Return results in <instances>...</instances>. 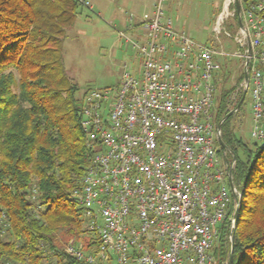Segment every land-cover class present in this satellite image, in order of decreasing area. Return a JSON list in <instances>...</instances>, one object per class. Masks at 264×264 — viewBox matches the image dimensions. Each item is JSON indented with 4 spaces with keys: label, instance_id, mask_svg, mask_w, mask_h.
Listing matches in <instances>:
<instances>
[{
    "label": "built area",
    "instance_id": "1",
    "mask_svg": "<svg viewBox=\"0 0 264 264\" xmlns=\"http://www.w3.org/2000/svg\"><path fill=\"white\" fill-rule=\"evenodd\" d=\"M167 1L144 14L145 39L126 37L141 58L140 75L125 64L117 89L83 94L91 157L71 198L84 234L63 244V263L55 257L46 264H217L212 251L225 221L233 239L236 157L227 161L232 151L221 144L226 118L215 121L217 81L225 60L241 59L245 78L230 102L250 96L251 137L264 141V0H226L212 27L218 46L167 22ZM0 221L10 226L4 213Z\"/></svg>",
    "mask_w": 264,
    "mask_h": 264
},
{
    "label": "trees",
    "instance_id": "2",
    "mask_svg": "<svg viewBox=\"0 0 264 264\" xmlns=\"http://www.w3.org/2000/svg\"><path fill=\"white\" fill-rule=\"evenodd\" d=\"M82 6L80 0H0V215L10 223L4 228L0 221V264L61 262L63 244L83 238L71 197L91 153L81 126L83 95L68 75L64 48ZM226 65L222 85L230 77ZM232 89L216 98L217 124L230 113ZM232 116L222 124V140L236 157L239 215L231 242L230 222L221 226L214 254L219 264L231 256L232 264H264V141L236 135Z\"/></svg>",
    "mask_w": 264,
    "mask_h": 264
},
{
    "label": "rangeland",
    "instance_id": "3",
    "mask_svg": "<svg viewBox=\"0 0 264 264\" xmlns=\"http://www.w3.org/2000/svg\"><path fill=\"white\" fill-rule=\"evenodd\" d=\"M85 1L89 2L91 8L82 6L83 13L78 17L76 26L69 31L64 45L66 70L73 83L79 86V96L90 89H117L121 82L125 64L131 72L140 75L141 58L137 55L133 45L126 42V37L131 39L134 36L133 28L129 30V27L136 20H130V15L138 16V12L144 11L150 13L154 9L156 0ZM225 1L168 0L166 2L165 20L201 44L218 46L217 41L213 38L212 27ZM236 26V20L230 19L229 27L231 30H235ZM120 32H124L125 35H120ZM223 44L228 50L236 51L233 43L224 39ZM224 64H227L226 70L230 71V77L223 85L224 81H221L222 78H220L217 97L219 99L222 89L231 90L233 88L227 97V109L231 111L232 107L237 106L236 104L239 102V96L236 97L235 102H230V98L237 93L240 95L238 89L242 81L240 82L239 76L243 71L241 59L238 57H230L224 61ZM252 114L250 96L247 95L240 110L234 112L231 119L236 135L248 143L253 142L251 137ZM233 154V151L228 153L227 161L232 162ZM236 208L234 205L232 216L235 215ZM230 226L227 237L231 242L229 238ZM63 240L65 241L66 238ZM218 247L219 245L216 244L212 251L213 254ZM216 261L219 264L217 258Z\"/></svg>",
    "mask_w": 264,
    "mask_h": 264
},
{
    "label": "crops",
    "instance_id": "4",
    "mask_svg": "<svg viewBox=\"0 0 264 264\" xmlns=\"http://www.w3.org/2000/svg\"><path fill=\"white\" fill-rule=\"evenodd\" d=\"M156 2H157V0L155 1V4H156ZM155 4H154V6H155ZM144 14H146L145 11L144 12H138V16H136L135 14H133L136 21H134V23H133L134 25L132 24V27H133L132 32H134V36H133V38H131L132 40H143V39H145L146 30H145V28L141 24L142 18L144 16ZM134 26H136V28H134ZM128 27H127V29H128Z\"/></svg>",
    "mask_w": 264,
    "mask_h": 264
},
{
    "label": "water",
    "instance_id": "5",
    "mask_svg": "<svg viewBox=\"0 0 264 264\" xmlns=\"http://www.w3.org/2000/svg\"><path fill=\"white\" fill-rule=\"evenodd\" d=\"M243 100H244V98H243ZM243 100L241 101V103L243 102ZM232 114H233V112H230V113L228 114V116L226 117V119L229 118ZM220 127H221V126H220ZM221 144H222V146L225 147V145L223 144V142H221ZM238 215H239V208H238V209L236 210V212H235V215H234L235 220H237ZM233 250H234V245H232V252H233ZM228 264H232V256L230 257V259H229V263H228Z\"/></svg>",
    "mask_w": 264,
    "mask_h": 264
}]
</instances>
